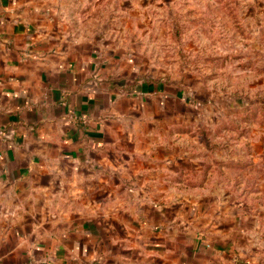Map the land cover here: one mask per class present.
I'll return each mask as SVG.
<instances>
[{
	"label": "crops",
	"instance_id": "obj_1",
	"mask_svg": "<svg viewBox=\"0 0 264 264\" xmlns=\"http://www.w3.org/2000/svg\"><path fill=\"white\" fill-rule=\"evenodd\" d=\"M108 3L0 0V264H264L218 101L110 41Z\"/></svg>",
	"mask_w": 264,
	"mask_h": 264
},
{
	"label": "rangeland",
	"instance_id": "obj_2",
	"mask_svg": "<svg viewBox=\"0 0 264 264\" xmlns=\"http://www.w3.org/2000/svg\"><path fill=\"white\" fill-rule=\"evenodd\" d=\"M108 12L110 41L218 101L215 135L241 161L230 184L264 206V0H109Z\"/></svg>",
	"mask_w": 264,
	"mask_h": 264
},
{
	"label": "built area",
	"instance_id": "obj_3",
	"mask_svg": "<svg viewBox=\"0 0 264 264\" xmlns=\"http://www.w3.org/2000/svg\"><path fill=\"white\" fill-rule=\"evenodd\" d=\"M0 133L4 134V129L2 127H0Z\"/></svg>",
	"mask_w": 264,
	"mask_h": 264
}]
</instances>
